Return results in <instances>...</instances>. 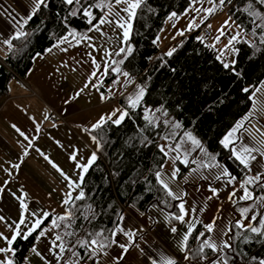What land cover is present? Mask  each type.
Segmentation results:
<instances>
[{
  "label": "crops",
  "instance_id": "0c3cea01",
  "mask_svg": "<svg viewBox=\"0 0 264 264\" xmlns=\"http://www.w3.org/2000/svg\"><path fill=\"white\" fill-rule=\"evenodd\" d=\"M72 1L77 0H67ZM43 2L0 0V66L12 41L24 34ZM136 6V0H115L89 31L62 38L33 59L24 78L11 77L7 95L0 100V264H58L64 247L56 234L57 222L81 191L85 171L97 157L98 141L91 131L107 122L119 124L125 115L118 100L131 82L124 75L109 85L104 79L124 46ZM210 10L205 3H192L182 16H172L164 36L170 16L157 38L159 50L169 55L182 36L195 30L198 17H205L200 26L225 16L208 19ZM226 36L234 48L235 39L230 33ZM257 94L262 98L255 89L250 111L223 141L264 187V109L255 106ZM183 137L177 150L167 141L161 143L166 162L157 174L159 183L178 201V215L170 219L157 208L148 214L128 208L107 250L93 242L86 259L72 252L62 264H226L221 256L230 247L231 224L260 230L264 200L255 198L210 155L200 159L192 153ZM166 165L180 169L172 176L174 191L160 179ZM196 228L195 241L207 232L204 243L212 257L189 258L188 242ZM34 232L33 245L17 261L13 244Z\"/></svg>",
  "mask_w": 264,
  "mask_h": 264
},
{
  "label": "trees",
  "instance_id": "16d2710c",
  "mask_svg": "<svg viewBox=\"0 0 264 264\" xmlns=\"http://www.w3.org/2000/svg\"><path fill=\"white\" fill-rule=\"evenodd\" d=\"M136 1L129 34L104 79L105 85L121 75L131 81L129 91L118 100L125 115L119 124L107 122L91 131L98 141L97 157L85 171L81 191L57 222L56 234L64 247L58 264L72 252L86 259L93 242L107 250L128 208L142 214L157 208L170 219L178 215V201L159 183L157 174L166 162L161 143L175 146L188 133L230 177L241 181L255 198H264L262 184L249 175L223 141L248 114L252 93L264 81V0ZM114 2L44 0L25 25L24 34L12 41L0 66V100L7 95L13 75L24 78L36 56L66 36L89 31ZM192 3L207 4L211 8L208 19L232 3L225 15L240 34L231 66H225L211 47L204 46L197 32L182 36L169 55L159 50L157 38L166 20L182 16ZM196 229L188 242L189 258L212 257L204 243L207 232L195 241ZM230 230L231 243L223 251V261L264 264V214L257 232L234 224ZM35 236L36 232L15 241L17 261L23 260Z\"/></svg>",
  "mask_w": 264,
  "mask_h": 264
},
{
  "label": "rangeland",
  "instance_id": "374dc122",
  "mask_svg": "<svg viewBox=\"0 0 264 264\" xmlns=\"http://www.w3.org/2000/svg\"><path fill=\"white\" fill-rule=\"evenodd\" d=\"M129 6H127L128 8ZM209 12V11H208ZM90 13V11H89ZM225 15V14H223ZM221 15V16H223ZM205 19V17L200 16L197 18L196 21H194V29L197 30V27L199 26L200 20L201 19ZM168 23H166L167 28L165 29V32L163 33V35L165 36L169 29H168V24H171L173 21L172 16L168 19ZM211 27L213 28V37H212V44L210 45V47L223 59V62H226L225 64L228 66L230 65L232 62H234V55H235V50L232 47V45H230L226 39V35L227 33H230V35L232 36L233 39H235V41L237 42V35L236 32L238 33V35L240 34V31L238 29L237 26H234L231 21L229 20V18L225 15L223 17H219L214 23L213 25H211ZM194 30V31H195ZM175 32L179 31V26H176L174 28ZM162 35V36H163ZM165 39V37H164ZM119 38L116 40V43H119ZM115 42V41H114ZM163 43V40H161V44ZM160 44V46H161ZM131 82V81H130ZM259 90V94L262 98L259 97V95L257 94L254 98L255 99V106L257 107L259 105L260 108L264 109V81L260 84V86L258 87ZM255 107V110H256ZM264 118V114H261ZM147 117H151L150 113H147ZM161 119V117H160ZM158 121V120H157ZM184 139L187 140L188 143V147L191 148V152L196 154L200 159H203L204 155H210L209 152L205 149V147L202 145V143L192 134L188 133L186 134V137H183ZM177 150V144L174 147ZM211 156V155H210ZM167 167L165 168V171H163L162 175H161V181L162 183H164L170 190L174 191V184L172 176L174 173H176V175L178 174V172L180 171V169L175 166L174 169H172L171 167H169V165H166ZM185 178V176H183ZM183 178V179H184ZM190 176L188 175V177L185 178V180H189ZM192 179V177H191ZM184 180V181H185ZM260 200H264L263 197L260 196ZM261 201H259V205L261 204Z\"/></svg>",
  "mask_w": 264,
  "mask_h": 264
},
{
  "label": "built area",
  "instance_id": "2783aa9c",
  "mask_svg": "<svg viewBox=\"0 0 264 264\" xmlns=\"http://www.w3.org/2000/svg\"><path fill=\"white\" fill-rule=\"evenodd\" d=\"M232 3L228 4L227 6H225L224 8H221L217 15L221 16L223 14L226 13V11L231 7ZM194 32H197L202 40V43L204 46L206 47H210L211 42H212V37H213V29L210 25V23L208 21L203 22L195 31H191L186 35H190ZM4 65V64H3ZM136 80V78H134V81ZM57 119V116H53V118L51 119L52 122H55Z\"/></svg>",
  "mask_w": 264,
  "mask_h": 264
}]
</instances>
